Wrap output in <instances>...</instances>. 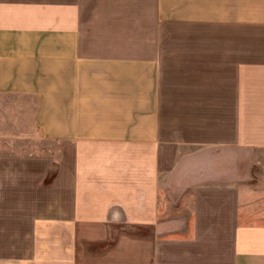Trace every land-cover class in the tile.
<instances>
[{
  "label": "crops",
  "instance_id": "crops-1",
  "mask_svg": "<svg viewBox=\"0 0 264 264\" xmlns=\"http://www.w3.org/2000/svg\"><path fill=\"white\" fill-rule=\"evenodd\" d=\"M0 264H264V0H0Z\"/></svg>",
  "mask_w": 264,
  "mask_h": 264
},
{
  "label": "rangeland",
  "instance_id": "rangeland-1",
  "mask_svg": "<svg viewBox=\"0 0 264 264\" xmlns=\"http://www.w3.org/2000/svg\"><path fill=\"white\" fill-rule=\"evenodd\" d=\"M256 157H259L261 159L263 157V155L260 154L257 156V154H256Z\"/></svg>",
  "mask_w": 264,
  "mask_h": 264
}]
</instances>
